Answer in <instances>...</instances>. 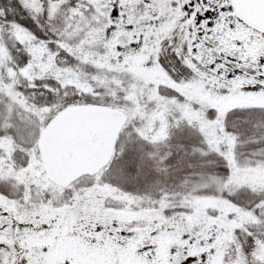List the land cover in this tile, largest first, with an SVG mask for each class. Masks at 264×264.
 <instances>
[{
    "label": "snow or ice",
    "instance_id": "obj_1",
    "mask_svg": "<svg viewBox=\"0 0 264 264\" xmlns=\"http://www.w3.org/2000/svg\"><path fill=\"white\" fill-rule=\"evenodd\" d=\"M0 264H264V0H0Z\"/></svg>",
    "mask_w": 264,
    "mask_h": 264
}]
</instances>
